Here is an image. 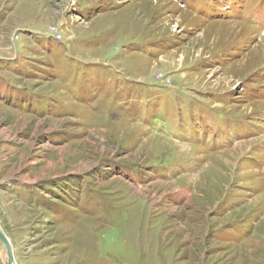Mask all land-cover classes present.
Returning <instances> with one entry per match:
<instances>
[{
	"label": "rangeland",
	"instance_id": "obj_1",
	"mask_svg": "<svg viewBox=\"0 0 264 264\" xmlns=\"http://www.w3.org/2000/svg\"><path fill=\"white\" fill-rule=\"evenodd\" d=\"M0 229L14 264H264V0H0Z\"/></svg>",
	"mask_w": 264,
	"mask_h": 264
},
{
	"label": "water",
	"instance_id": "obj_2",
	"mask_svg": "<svg viewBox=\"0 0 264 264\" xmlns=\"http://www.w3.org/2000/svg\"><path fill=\"white\" fill-rule=\"evenodd\" d=\"M0 240L6 247V264H14L13 263V251L9 241V238L3 233L0 229Z\"/></svg>",
	"mask_w": 264,
	"mask_h": 264
},
{
	"label": "built area",
	"instance_id": "obj_3",
	"mask_svg": "<svg viewBox=\"0 0 264 264\" xmlns=\"http://www.w3.org/2000/svg\"><path fill=\"white\" fill-rule=\"evenodd\" d=\"M50 31H51V32H56V31H57V29H56V27H55V26H51V29H50Z\"/></svg>",
	"mask_w": 264,
	"mask_h": 264
},
{
	"label": "trees",
	"instance_id": "obj_4",
	"mask_svg": "<svg viewBox=\"0 0 264 264\" xmlns=\"http://www.w3.org/2000/svg\"><path fill=\"white\" fill-rule=\"evenodd\" d=\"M93 67V69H95V66H92ZM101 70H103V68H101ZM98 72V74H99V71H97Z\"/></svg>",
	"mask_w": 264,
	"mask_h": 264
}]
</instances>
